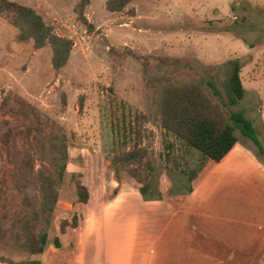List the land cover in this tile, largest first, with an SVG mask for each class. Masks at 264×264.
Instances as JSON below:
<instances>
[{
  "label": "rangeland",
  "instance_id": "rangeland-1",
  "mask_svg": "<svg viewBox=\"0 0 264 264\" xmlns=\"http://www.w3.org/2000/svg\"><path fill=\"white\" fill-rule=\"evenodd\" d=\"M10 1L35 8L75 46L69 64L57 73L51 46L37 50L33 41L19 42L10 16L0 15V258H30L8 232L23 196L35 202L40 197L37 185L23 194L16 189L13 172L19 164L30 155L37 172L43 164L52 166L42 156L41 143L51 132H65L71 146L88 145L101 151L104 163L110 161L124 148L128 122L152 110L154 94L146 84L145 66L154 69L164 59L191 60L194 69L186 73L207 77L239 59L247 94L235 110L254 121L264 145V0H135L133 16L110 13L108 0H91L86 16L92 32L75 12L80 0ZM146 127L155 132L157 189L179 187L180 173L167 170L161 157V131L152 123ZM236 135L264 168V153L240 128ZM74 170L69 166L61 186L59 227L69 203L77 199Z\"/></svg>",
  "mask_w": 264,
  "mask_h": 264
},
{
  "label": "trees",
  "instance_id": "trees-1",
  "mask_svg": "<svg viewBox=\"0 0 264 264\" xmlns=\"http://www.w3.org/2000/svg\"><path fill=\"white\" fill-rule=\"evenodd\" d=\"M134 1L108 0L107 9L110 13L133 16ZM90 4L91 0H80L75 12L81 24L92 32L94 26L86 16ZM3 14H8L12 25L17 28L19 42L33 41L37 50L51 46L53 68L57 73L69 64L74 41L56 33L35 8L0 0V15ZM193 69L191 60L182 59H164L154 69L145 66L146 84L154 94L152 110L149 114L136 115L128 122L129 127L125 128L122 137L124 148L110 160V169L116 181L121 183L123 176L129 175L141 184V193L146 201L164 199L163 192L155 184L158 167L154 163L151 139L155 137V132L146 127L149 123L161 131V157L166 161L167 170L178 171L181 175L178 180L180 186L170 190L172 196L192 194L195 184L222 162L235 146L242 144L236 135L238 128L264 153V145L254 121L235 110L247 94L242 80V62L239 59L229 60L208 72L207 77L186 73ZM41 143L42 156L52 166L43 164L37 172L36 160L27 155L13 172L14 183L20 193L35 185L40 192L36 202L28 194L23 196V206L12 218L10 216V239L15 246L28 252L30 258L24 262H14L1 257L0 264H41L51 242L61 247L55 227L61 186L68 174L71 159V141L65 132H51L42 138ZM72 178L77 202L87 204L90 193L81 181L82 174H73ZM180 189H185L186 193H180ZM5 217H8L7 213ZM78 225L77 215L73 216L72 221L65 219L60 225L61 233ZM196 247L222 259L229 255L227 249L208 240L197 241Z\"/></svg>",
  "mask_w": 264,
  "mask_h": 264
},
{
  "label": "crops",
  "instance_id": "crops-1",
  "mask_svg": "<svg viewBox=\"0 0 264 264\" xmlns=\"http://www.w3.org/2000/svg\"><path fill=\"white\" fill-rule=\"evenodd\" d=\"M70 158L68 169L82 174L90 199L69 203L64 220L77 215L76 228L61 233L57 217L61 247L51 242L41 264H264V168L243 144L192 194L172 196L169 184L164 199L154 201L144 199L129 175L117 182L101 151L71 146ZM205 240L229 255L196 247Z\"/></svg>",
  "mask_w": 264,
  "mask_h": 264
}]
</instances>
